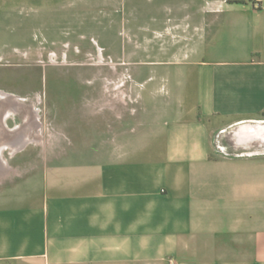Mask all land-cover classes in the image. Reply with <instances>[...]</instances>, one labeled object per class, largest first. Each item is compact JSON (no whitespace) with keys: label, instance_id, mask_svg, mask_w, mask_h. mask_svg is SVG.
<instances>
[{"label":"crops","instance_id":"0c3cea01","mask_svg":"<svg viewBox=\"0 0 264 264\" xmlns=\"http://www.w3.org/2000/svg\"><path fill=\"white\" fill-rule=\"evenodd\" d=\"M22 3L24 24H135L149 12L159 53L118 133L109 113L101 149L88 138L0 190V264H264V164H224L215 144L237 125L249 138L264 117V0Z\"/></svg>","mask_w":264,"mask_h":264},{"label":"rangeland","instance_id":"374dc122","mask_svg":"<svg viewBox=\"0 0 264 264\" xmlns=\"http://www.w3.org/2000/svg\"><path fill=\"white\" fill-rule=\"evenodd\" d=\"M7 2L2 8L8 11L0 9V98L8 105L0 106V112L6 109L11 132L5 135L0 125V144L6 138L5 144L24 139L27 145L17 155L12 148L2 151L0 190L12 188L29 171L71 159L64 155L88 138L101 149L110 124L112 134L118 133L122 104L127 103L129 114L140 99L141 81L154 84L150 60L159 53L158 45H151L149 12L132 13L135 24H24L22 0ZM160 48L166 52L168 46ZM169 49L173 52L174 44ZM260 123L264 117L246 125L249 138L243 141L242 125L217 132L215 144L222 148L217 152L224 164L247 158L264 164L263 136L252 133Z\"/></svg>","mask_w":264,"mask_h":264},{"label":"water","instance_id":"95a60500","mask_svg":"<svg viewBox=\"0 0 264 264\" xmlns=\"http://www.w3.org/2000/svg\"><path fill=\"white\" fill-rule=\"evenodd\" d=\"M0 94H4V93L0 92ZM5 104L8 105V103L6 101H4V99L0 98V106H2V105L4 106ZM5 113H6V109L3 110V112H0V125H1V128L3 129V131L6 132L5 133V135H6L7 132H11V130L8 128L6 121L4 120ZM5 139L6 138H4V140L1 141L0 149L6 143L7 139L6 140Z\"/></svg>","mask_w":264,"mask_h":264},{"label":"bare ground","instance_id":"6f19581e","mask_svg":"<svg viewBox=\"0 0 264 264\" xmlns=\"http://www.w3.org/2000/svg\"><path fill=\"white\" fill-rule=\"evenodd\" d=\"M10 97V96H9ZM3 99V98H2ZM8 99V98H7ZM13 99V98H12ZM6 100V99H5ZM11 100V99H10ZM6 117V116H5ZM15 145V143H7L5 145H3V147L0 149V157H1V153L4 149L6 148H12Z\"/></svg>","mask_w":264,"mask_h":264}]
</instances>
